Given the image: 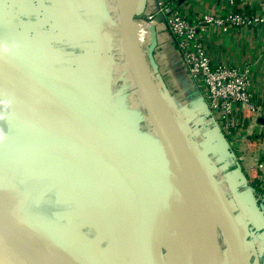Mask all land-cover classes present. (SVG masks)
Masks as SVG:
<instances>
[{"label":"water","instance_id":"1","mask_svg":"<svg viewBox=\"0 0 264 264\" xmlns=\"http://www.w3.org/2000/svg\"><path fill=\"white\" fill-rule=\"evenodd\" d=\"M116 1L119 10V22L121 23L122 21V41L132 80L145 113L155 130L156 137L144 135V133L140 132L135 127L138 121L135 123L128 122V117L122 118L114 114L105 107L103 103L94 98L88 87L92 78L84 80L77 74L76 76L73 75V81H71L70 84L63 80H60L58 84L52 81H44L39 74V71H45L42 66L40 67L39 64H36L37 66L35 68H37V71L32 68H23L17 62L13 51L0 43V99H6L12 102L15 98L12 93L10 95L5 94L4 96L2 93L3 91L9 92V90L12 89L26 94L28 98H32V102L29 103L28 106L37 108L39 104H43L49 107L50 109L46 112V108L42 106L41 114H36V125L40 123V126L43 128L41 131L38 130L39 133L41 132L42 135H45V132H48L51 138L54 131H58L60 134L68 132L65 134L64 138L66 137L70 142L78 140L80 136L78 131H83L82 125L87 112L98 131L96 140L116 139V141H118V143L106 145L98 150H92L87 153H77L75 156H67L62 154L63 145L46 144V139H48L47 136L36 142H31V138H28L29 140L24 142V145L0 137V155L8 158L22 156L25 157L26 160L40 162V164L45 163L50 166L51 170H40L39 173L42 174H36L35 176H42L44 173H49L48 175L54 176V178H56V174H62L69 178L68 191L70 193V199L67 201L55 200V204L58 207L65 206L63 210L60 209L59 214L55 216L59 221L61 220V238L66 236L63 234L65 230H67L68 233L69 230H78L82 226L91 227L92 229L95 228V233L92 232L93 239L90 240L87 248L98 251L97 247L94 245V241L100 240L106 242V246L104 248L102 247L104 254L100 251L99 253L102 254L103 257L109 258L110 261L112 260L114 264H169L162 248H165L166 244L162 243L161 239L180 238L181 233L178 229L168 227L162 228L158 231L157 237L148 240L145 234L147 231L145 226L141 224L142 228L139 227L137 222L127 214H118V216L110 214L111 217H109L110 219L107 223H104L105 226H101L98 221L101 215H98L97 218V213L95 212L100 208H102V211L103 208H106V205L103 206L102 203L106 201L103 199L108 196V192L106 194L103 193L101 199L96 202L98 195L93 194L84 196V189L79 188L80 182L77 181L82 178L80 177L82 176L81 173L85 170L91 173L93 172L92 170L104 165L106 166V164H110L111 162H122L130 164V166L133 167L148 165L155 170H165L168 166L169 156L173 154L175 157L174 144L166 129L163 127L161 118L157 112L158 102L166 108H170V105L157 93L137 43L138 25L135 20L137 0ZM161 19L163 20L162 17ZM140 66H142L144 74ZM2 82H6L7 85H3L4 83ZM17 106L19 107V105ZM202 111L203 103L197 98L191 102L190 106H182L174 111L176 115L174 117L181 122V125L178 124V126L183 128L194 122L199 115H201ZM174 114H171V116L173 117ZM53 123L58 124L61 129L57 128L53 130ZM196 127L194 135L200 136L201 145L204 147V149L198 153V163L201 168H203L202 163H208L209 170L214 176L217 172L216 164L232 159L233 154L229 150L225 138L221 135L217 127L210 126L208 122L201 123L199 127ZM43 148H47V151H49H43ZM208 154L210 156L215 155V158L213 160L210 159V156L205 158ZM130 176L131 174H126L125 177L128 183L131 182ZM75 178L77 179L75 180ZM223 182L226 187L225 191L230 194L226 195L225 192L223 196L219 189L215 190L213 187L212 188L217 193L219 192L218 195H221L224 204L227 206L226 210L228 215L231 218L233 217L237 223L235 229L237 235L241 239V244L237 251L238 259H240L239 264H259V257L254 252L252 262L249 260V250H252L251 247L253 244L251 241H247L246 238L250 235L249 225L259 226L264 223V205L262 204L264 198L261 199V204L258 206L252 191L250 189H241L242 186L246 184V179L242 170L237 165L228 175L224 176ZM125 186L126 185L122 188ZM117 190L118 189L115 190V195ZM87 197L93 198L87 199ZM118 198L117 202H119ZM128 198L129 197H126V200ZM84 199L90 202V208L82 212L77 206H79L80 201H85ZM2 203H4V205L6 204L5 202ZM5 208L9 210L8 207L5 206ZM17 210L18 207L15 206L9 211H13L21 218L24 217V215H20ZM111 212H113V209H111L110 213ZM92 216H94V218H92ZM71 217L76 219L75 224L74 221H70ZM213 228L216 231L220 230V226L215 221H213ZM55 232L57 231H54V233ZM134 234L138 237L140 243L136 242L137 239ZM132 235L135 240L132 239ZM77 238L78 240H73V242H81L79 240L80 237ZM57 240L64 243L63 240L65 239ZM73 242H70L74 245L73 247L66 243L64 246H66L73 255L84 260L86 264H106L101 261L95 253L91 251L88 252L86 249L82 248L80 246L82 245L81 243L75 244ZM127 243L131 244L127 245ZM183 244L185 243L183 242ZM10 248H12L14 252V258L19 261L15 264L34 263V258L25 251H18L11 243ZM121 249L124 251L118 254ZM126 257H128L129 261L124 260Z\"/></svg>","mask_w":264,"mask_h":264},{"label":"rangeland","instance_id":"2","mask_svg":"<svg viewBox=\"0 0 264 264\" xmlns=\"http://www.w3.org/2000/svg\"><path fill=\"white\" fill-rule=\"evenodd\" d=\"M25 1V0H23ZM78 1V0H73ZM99 13H95L94 18H92V21H94L95 17H99V19L95 20V23H89L87 24H71V26H65L64 29H68V31H73L72 36H68L66 39V42L63 41V35L56 32H52L53 29L57 31V28H61V25L58 27L54 24H42L44 20L42 21L39 19V23H35V21H22L21 13L25 12L28 14H34V11L32 9L30 10H16L15 12L10 10V17L6 18V24L0 22V43L5 45L8 49L13 51V53L16 56L17 62L25 69L32 68L37 71V68H35L37 63L40 64V67L42 66L43 70L45 71H39V74L41 75L42 80L44 81H52L53 83L58 84L60 80L65 81L66 83H71L73 81V75H80L84 80H88L89 78H92V80L89 83V88L92 92V95L94 98L98 99L101 103L104 104L105 107H107L109 110H111L114 114H117L121 116L122 118H127L128 122H137L135 125L136 129L140 132L144 133L146 136H153L156 137V133L154 128L152 127L145 110L142 106L141 100L139 98V95L137 93L136 87L134 85V82L132 80V75L129 69L128 60L126 56V52L124 49L123 41H122V34L119 30L120 22H119V10L117 7V1L116 0H99ZM6 14V13H3ZM8 15V14H7ZM46 17V16H45ZM90 17V16H89ZM35 31V32H34ZM55 33V34H54ZM79 37L78 42L74 41ZM36 38V45H33V40ZM69 38V39H68ZM74 41V42H73ZM77 44V45H76ZM79 49V50H78ZM68 50H78L74 52V54H80L77 57L75 55H70L69 58L65 59L64 61L62 58H65L63 53H67ZM64 53V54H65ZM66 55V54H65ZM69 60V61H68ZM68 61V62H67ZM37 62V63H36ZM67 62V63H66ZM78 62V65L76 64ZM70 63V64H68ZM81 65V66H80ZM97 67V69H94ZM77 68V70L75 69ZM3 85H7L6 82ZM5 89V88H4ZM17 99L21 100L20 103H26V101L30 102L31 100L28 97H25L22 99V97H17ZM24 100V101H22ZM16 105V104H15ZM41 105V106H40ZM17 106V105H16ZM45 107L46 112L50 109L49 107H46L43 104H39L37 108L33 106H26L24 111L25 112H32V114L36 115L37 113H41V108ZM168 108V107H167ZM171 114H174V110L171 108H168ZM3 112L0 113V121L3 120ZM86 112V117H84L83 122V131H78L79 135L82 136L78 138V140L70 142L69 139L64 138L65 134L68 132H64L65 134H60L58 131H54L53 135L50 138V134L48 132L45 135H42L41 131L43 128L40 126V123L36 125L32 120L30 122H27V126L23 127L22 133L27 138H31V142L40 141L45 136L48 137L46 139V144H56V145H63V155H69V156H75L77 153H84V152H91L92 150H98L106 145H110L112 143H118L116 139H104L103 141L96 140V136H98V131L96 130V126L93 125V121H91V118L88 116ZM176 116L175 114L173 117ZM55 119V118H54ZM174 120L177 124L181 125V122L177 119ZM52 129L56 130L61 129L58 124L53 123ZM80 127V126H79ZM81 128V127H80ZM184 130L189 131L188 136H186L187 143L190 144L192 148L195 149L197 153V157L199 158V154L204 147L201 145V138L200 136L194 135L195 133V127L192 126V123L186 125L183 127ZM52 130V131H53ZM66 130V129H65ZM43 132V133H44ZM77 135V134H76ZM42 137V138H40ZM62 139V140H61ZM43 151H47V148H43ZM49 151V150H48ZM47 151V152H48ZM60 151V149H59ZM62 151V149H61ZM210 155H206L205 158L209 157ZM211 157V156H210ZM201 158V155H200ZM206 160V159H205ZM200 162V159H199ZM202 163V162H201ZM203 169L207 173V176L209 178L210 184L215 190H218V186L220 182H215L216 177L211 175V171L209 170V164L203 163ZM190 166V165H189ZM133 166H130V164L125 163H115L111 162L110 164H106V166H101L96 168L95 170H92L93 172L89 173L90 171H84L82 174V177L78 182H80L79 188L84 189V196H90L93 194H97L98 198L97 200L101 199V196H103V193H107L108 195H111L113 193V196L115 194L116 189H121L125 184V177L126 174H130V172L136 170L135 175H143L148 173L147 171H139L141 169L138 168H132ZM143 169V168H142ZM71 171V170H70ZM221 173V172H219ZM79 174V175H81ZM77 178H75L76 180ZM127 185V184H126ZM154 186V185H153ZM76 187V186H75ZM126 188V187H125ZM46 187L42 185H33L32 187L28 188L29 192L36 191L37 195L39 196L42 193L43 199L38 200L37 197L34 200H10L6 202L7 207L9 210L13 209V205L18 206L17 212H20L24 215V217L18 216L13 211H9L5 208L2 202H0V206L6 210V212L13 218L19 219V221H23L27 225L40 230L44 232L47 235H51L55 239H65L70 242H73V240H78L77 237H80L79 243L75 244H82L80 245L82 248L86 249V251H91L97 255V257L103 261L106 264H114L112 260L110 261L109 258L103 257L102 254L104 248L106 246V242L96 240L94 241V245L97 247V250H91L88 249L87 246L91 239H93L92 232L95 233V228L92 229L91 227H80L77 229L69 230L67 233V230L63 232L66 236H63L61 238V220L59 221L55 216L56 214H59V207L54 206V208H50V202L49 198L44 195ZM157 191H162L165 193V197L172 198V200L168 203H166V206H163V209L166 211L163 212L161 215H157V217L151 216L149 217V220H145L146 222H143V226H145V229H148L149 227L153 226V224H156V221H164L166 218L170 220V222H174L179 219L178 215L181 213L182 220L191 221L194 222L193 217L191 216L194 212L196 215L200 216L201 214V201L198 200L195 196L191 195L185 196L183 194H178L173 191L169 187H159L154 188L151 186L150 195H154L155 197L157 194H155ZM188 193V192H187ZM219 193V192H218ZM124 194V193H123ZM122 194V195H123ZM177 196V197H176ZM179 196V197H178ZM220 199L223 203V206L227 209V206L224 204V201L219 194ZM46 197V198H45ZM93 197H87V199H92ZM87 199H84L85 201H80L79 206H77L80 210L86 211L90 208V202L87 201ZM106 200L102 203L103 206L107 205H114L113 199H103ZM132 199H129V202H131ZM180 202V208L174 204ZM141 202L137 203V207L135 206L136 211L140 216L144 215L145 213L149 212V208L145 204H139ZM35 205H39L38 207ZM106 206V207H107ZM177 208V209H176ZM58 210V212H57ZM126 211V214L130 216L132 219H134L137 224L140 223V221H143L139 215L138 217H135V215L131 212L130 207L124 208ZM98 211V210H97ZM55 213V215H54ZM98 213V212H97ZM186 213V214H185ZM227 213V212H226ZM125 214V213H124ZM125 214V215H126ZM149 216V215H148ZM183 216V217H182ZM26 219V220H24ZM232 219H234L232 217ZM235 220V219H234ZM70 221H74V224L76 222V219L71 217ZM151 222V224H150ZM153 222V224H152ZM139 227L142 228V225L140 224ZM64 229V228H63ZM66 229V228H65ZM2 234L9 239V242L14 247H17V250L22 252L25 250L22 248L20 243L30 245L32 243L31 237H22L21 235H16L12 232H10L8 229H0ZM77 230V231H76ZM54 231H57L54 233ZM145 231V230H144ZM60 232V233H59ZM217 232H219L217 230ZM9 233V235H8ZM11 234V235H10ZM58 237H57V236ZM233 235V236H232ZM19 237H22L23 242L19 239ZM233 237L234 234H231V236H228L227 240L229 244H233ZM17 238V239H16ZM179 242H182V238H180ZM19 240V241H18ZM64 240V241H65ZM183 242H180L181 249L174 247L172 243L167 242L166 246L163 249V253L166 256V259L169 264H187L184 262L185 260V253L188 250V240L184 239ZM247 241L252 242V250H249V260L252 262L253 260V251L254 253H259V249L262 246V258H264V243L259 245V243H262L264 240V233H262L261 236H256L254 239L251 237L246 238ZM20 242V243H19ZM31 242V243H30ZM178 242V241H177ZM257 244L256 245L254 244ZM190 247V246H189ZM191 248V247H190ZM23 249V250H22ZM193 249V248H192ZM123 249L119 250L120 252ZM99 251L102 253L100 254ZM248 251V249H247ZM27 252V251H25ZM119 252V254H121ZM224 254L230 255L229 249H224ZM28 255H30L28 253ZM31 256V255H30ZM124 260H128V257H126ZM240 260V259H239ZM151 262V261H150ZM197 262V261H196ZM42 264V262L36 261L34 259V263L30 262L28 264ZM198 263V262H197ZM44 264V263H43ZM45 264H66L62 262H55L51 261Z\"/></svg>","mask_w":264,"mask_h":264},{"label":"crops","instance_id":"3","mask_svg":"<svg viewBox=\"0 0 264 264\" xmlns=\"http://www.w3.org/2000/svg\"><path fill=\"white\" fill-rule=\"evenodd\" d=\"M99 2V0H0V22L6 24L5 19L10 17V10L15 12L20 9H32L34 14L30 13L27 15L25 12L21 13L22 21H30L33 24L34 21L35 23H39L38 20L41 19L42 21L44 20L42 24H54L58 27L61 25V28H57V31L53 29L52 32L59 33L60 37L63 35V41L66 42L67 37L72 36L71 33H73V31H68V29L65 30L64 27L69 25L71 26V24H87V22L94 24L95 20L99 19V17H95L94 21H92V18H94L93 14L99 13ZM241 2H244V0H235L236 6L239 7ZM182 8L184 9V12H187L190 15L204 12L223 15L227 5L223 2V0H184ZM251 10L252 12L258 11V9L255 8H252ZM155 12L156 7L154 5V0H137V10L135 15V19L139 24L137 28V43L144 57L147 69L157 93L162 99L166 100V103H168L174 111H176L182 106H190L191 102L198 97L195 94L194 85L190 80L187 71L183 67L181 58L178 55L173 36L166 30L163 20L155 17ZM149 14L154 16L152 20H146V17ZM144 23L145 25H143ZM78 38L79 37L74 39V41L78 42ZM204 40L212 61L215 63L225 62L230 66L238 67L246 64L250 65L253 85L262 91V94L264 95V26L238 31L230 30L227 33L218 29H211L205 32ZM36 41L37 40L35 38V40H33V45H36ZM78 50H68L67 53L64 52L66 55L63 53L65 58L62 59L66 61L65 59L69 58L71 54L77 57L80 54H74V52ZM76 64L78 65V62ZM75 69L77 70V68ZM94 69H97V67ZM2 93L3 96L5 94L10 95L12 93L15 98L12 102L10 100L0 99V113H4L3 120L2 122L0 121V137L3 139L6 138V140L15 143H22V145H24V142H27L29 139L22 133L23 127L25 129L27 122H30L31 120L36 123V115L32 114V112L24 111L25 107L32 102V98L29 97L31 101H26V103H23L22 105V103H20L21 100L17 99V97H22V99H24L26 94L12 89L9 90V92L3 91ZM15 104L19 105V107ZM185 133L186 136H188L189 131L185 130ZM214 158L215 155H211L210 159L213 160ZM216 166L217 172L214 174V177H216V182H220L218 189L224 196L226 187L224 185L223 178L228 175L236 165L232 162V159H229L226 162L217 163ZM132 168L141 169L139 170L141 172L143 170H148V173L141 177V175H135L136 170L130 172L131 182L128 183L125 181L124 184H127L125 186L126 188L124 187L122 189H118L116 191V195L114 194V196L113 193L107 197L105 195V199H113L114 203L112 204L114 205H106L107 209L103 208L102 211V208H100L97 211L98 213L95 212L97 213V218L98 215H101L98 219L101 226H105L104 223H107L110 219V214L114 216L124 214L126 212L124 208L126 207H130L132 209L131 212L135 215V217H138V212L134 210H136L135 206L137 207V203L140 201L144 204H149V207L154 208L155 206L163 204L166 199H169V197L165 196L158 198L155 202L150 199L151 186L154 188L164 187L162 184H165L167 181L164 175L147 165ZM44 169L51 170L50 166L45 163L40 164V162L28 159L26 160L25 157L22 156L8 158L0 155V202L6 203L10 200L21 199L29 201L33 199L35 200L36 197L38 200L43 199L42 193L38 196L36 191H28V188L32 187L34 184L46 187L44 195L49 198L50 208L57 206L55 204L56 199L61 201L69 200V178L63 176L62 174H56V179L54 176L48 175L49 173H44L42 176H35L36 174H42L39 172ZM152 179H155L158 183L155 182L151 185ZM256 187L254 185L245 184L241 189L253 190L252 193L254 198L256 197V193L264 195V185L262 187L259 186L262 188V191ZM173 191H175L177 195L181 194L177 190ZM126 197L129 198L126 200ZM117 198L119 199V202H117ZM129 199H132V201L129 202ZM261 199H256L258 206L261 204ZM262 204L264 205V202ZM176 205L180 208V202H177ZM4 206L7 207L6 204ZM15 206L18 207L17 204L13 205V207ZM35 206L38 207L39 205ZM64 207L59 206V209L63 210ZM111 209H113V212L110 213ZM18 213L23 215L20 212ZM179 215L181 216L182 214L179 213ZM151 216H154V213ZM92 218H94V216H92ZM143 222L146 221L143 219V221L138 223V226ZM170 223L172 222H170L167 218L164 221H156V224H153L152 222L153 226H151V228L149 227L145 233L148 240H152L157 231L161 227L165 226L164 224ZM157 225L160 227L156 233L152 235L156 229L155 226ZM249 226V237L252 239L256 236L262 237V233H264V223L259 226ZM135 237L137 239L136 242L140 243L138 237L136 235ZM132 239L135 240L133 235ZM168 241L173 244L172 239H161V242L164 244ZM263 243L264 240L262 243H259V245ZM130 244L131 243H127V245ZM178 244L180 245L179 241ZM257 244L258 243L254 245L257 247ZM173 246L175 247L174 244ZM162 248L164 249V247ZM258 249L259 253L257 251L255 254L259 257V264H264V258H262L261 253L262 246L257 248V250ZM122 251L120 253H122ZM199 253H194L188 246L184 262L187 264H207L203 254L201 252Z\"/></svg>","mask_w":264,"mask_h":264},{"label":"built area","instance_id":"4","mask_svg":"<svg viewBox=\"0 0 264 264\" xmlns=\"http://www.w3.org/2000/svg\"><path fill=\"white\" fill-rule=\"evenodd\" d=\"M183 2L154 0V5L155 17L163 18L195 94L203 103V111L192 126L197 128L208 122L217 127L246 184L261 190L259 186L264 185V95L253 85L250 65L215 63L204 39L205 32L211 29L227 33L264 26V0H244L239 7L235 0H223L227 5L223 15L210 12L190 15L184 12ZM252 8L258 11L252 12ZM153 18L149 14L146 20ZM255 196L257 200L264 197L260 193Z\"/></svg>","mask_w":264,"mask_h":264},{"label":"bare ground","instance_id":"5","mask_svg":"<svg viewBox=\"0 0 264 264\" xmlns=\"http://www.w3.org/2000/svg\"><path fill=\"white\" fill-rule=\"evenodd\" d=\"M119 30L122 33V21ZM140 68L144 74L142 66H140ZM157 112L161 118L163 127L166 129L174 144L175 157L171 154L168 158V166L166 169H156V171L164 175L167 182L172 185L169 188H173V190H177L181 194L189 196V198L193 195L201 201L200 216L196 215L195 212L191 215L194 220L193 223L191 221L182 220L183 218L177 214L179 217L178 220L170 224H164L165 226L160 229L166 227L178 229L181 233L180 238L183 239L182 242L185 241L184 239H187L189 241L188 244H190L188 246L191 247L189 248H193L192 251L194 253L201 252L207 264H239L237 251L241 244V239L236 233V221L226 213L227 210L223 206L218 193L212 188L207 173L199 165L196 151L187 143L185 130L178 126L171 116V113L159 102L157 103ZM179 163L183 167H181ZM171 199L172 198L166 199L163 204L155 206L154 208L149 207V204L146 205L149 208V212L145 213L143 216L138 214L139 217L142 220H149V217H151L153 213L155 216L161 215L166 211L163 209V206H166V203L170 202ZM213 221L220 226L219 232L214 230ZM3 227L17 236L21 235L25 238L28 236L31 237L32 243L30 242V245H27V243H19L22 248L25 249H22L23 251H27L26 253H29L31 257L36 261L42 262V264L48 263V261L51 262L52 260L66 264H86L84 260L73 255V253L64 246L66 243L73 247L74 245L70 242L63 240V243L53 238L50 234L47 235L27 225L23 221L11 217L6 210L0 206V229ZM155 227L156 229L152 235L156 233L160 226L157 225ZM158 231L155 237H157ZM231 234H234L233 244H229L227 240L228 236H231ZM22 237H19V239L23 242ZM180 238L177 240L179 241ZM224 249L230 250L229 257L224 254ZM18 262L19 261L14 258L12 248H10L9 239L4 237L0 231V264H15Z\"/></svg>","mask_w":264,"mask_h":264},{"label":"trees","instance_id":"6","mask_svg":"<svg viewBox=\"0 0 264 264\" xmlns=\"http://www.w3.org/2000/svg\"><path fill=\"white\" fill-rule=\"evenodd\" d=\"M180 164V163H179ZM180 166L181 167H183L181 164H180ZM155 182H157L155 179H152V182H151V185L152 184H154ZM158 183V182H157ZM162 185H164V187L166 188V187H170V186H172L169 182H167L166 181V183L165 184H162ZM173 189V188H172ZM155 194H157L155 197H153L154 195H150V199L152 200V201H156L158 198H162V197H164V195H165V193H163L162 191H157ZM141 202V201H140ZM139 204H144L143 202H141V203H139ZM145 205H148V204H145ZM177 209V208H176ZM134 211H136V210H134ZM97 212V211H96ZM178 240H176V239H172V242H173V244L176 246V248H178V242H177ZM179 249H180V246H179Z\"/></svg>","mask_w":264,"mask_h":264}]
</instances>
